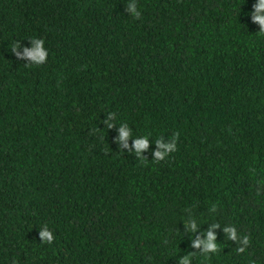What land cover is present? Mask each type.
Listing matches in <instances>:
<instances>
[{
	"label": "trees",
	"instance_id": "1",
	"mask_svg": "<svg viewBox=\"0 0 264 264\" xmlns=\"http://www.w3.org/2000/svg\"><path fill=\"white\" fill-rule=\"evenodd\" d=\"M259 4L0 0V264H264Z\"/></svg>",
	"mask_w": 264,
	"mask_h": 264
},
{
	"label": "clouds",
	"instance_id": "2",
	"mask_svg": "<svg viewBox=\"0 0 264 264\" xmlns=\"http://www.w3.org/2000/svg\"><path fill=\"white\" fill-rule=\"evenodd\" d=\"M260 8H264V0H260V4L258 5V10ZM128 10L132 11L135 13L136 18L139 19L140 18V13L135 11V7L134 5H128ZM256 20H258L261 24V30L264 31V17L261 16H256L255 17ZM43 43L42 39H34L33 40V44H34V48L29 50V49H25L24 50V56L29 57L32 61L34 62H41L44 60L45 57V52L41 50V44ZM16 45L13 46V50H15ZM108 127H111L112 125L110 123L107 124ZM119 140L120 141H124L129 135H130V130L127 126V124H124L120 127L119 129ZM179 133H174V137H178ZM158 146L160 147H164L166 150H173L175 145L174 144H168V145H161L160 141H157ZM148 146V142L146 137L145 138H139L136 139L134 141V148L137 152V154H139L141 149H145ZM154 156L156 159H161L164 156L163 152L157 151L154 153ZM41 237L43 238V240H45L47 243H52L54 237L47 231H43L41 232ZM213 234L209 233V241H211L213 239ZM216 245L209 242L207 244V248L208 249H212L215 250Z\"/></svg>",
	"mask_w": 264,
	"mask_h": 264
}]
</instances>
